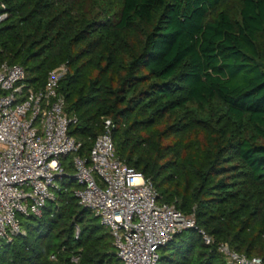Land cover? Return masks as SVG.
<instances>
[{"label":"trees","instance_id":"trees-1","mask_svg":"<svg viewBox=\"0 0 264 264\" xmlns=\"http://www.w3.org/2000/svg\"><path fill=\"white\" fill-rule=\"evenodd\" d=\"M3 6V7H2ZM0 0V63L58 91L81 147L25 235L0 239V264H122L99 219L74 195L73 158L113 123L116 158L150 180L159 202L194 215L158 264H227V243L264 264V0ZM76 227L79 236L75 238ZM54 259H51V257Z\"/></svg>","mask_w":264,"mask_h":264},{"label":"built area","instance_id":"built-area-1","mask_svg":"<svg viewBox=\"0 0 264 264\" xmlns=\"http://www.w3.org/2000/svg\"><path fill=\"white\" fill-rule=\"evenodd\" d=\"M6 18L0 14V24ZM66 73V65L50 71L44 86L33 90L23 83L22 66L0 63V239L25 235L19 217L41 216L46 203L55 199L58 180L68 177L61 158L81 147L68 133L77 117L66 113L58 91ZM112 130V121L103 119V132L89 156L73 158L71 177L78 185L74 195L79 204L106 227L121 263L158 264V250L189 229L212 245L194 215L160 203L152 182L116 158ZM217 251L227 264H263L261 258L247 257L227 243L218 244ZM71 263L78 264L79 256Z\"/></svg>","mask_w":264,"mask_h":264},{"label":"rangeland","instance_id":"rangeland-1","mask_svg":"<svg viewBox=\"0 0 264 264\" xmlns=\"http://www.w3.org/2000/svg\"><path fill=\"white\" fill-rule=\"evenodd\" d=\"M93 2V6L97 7V11H102L104 6V0H91Z\"/></svg>","mask_w":264,"mask_h":264}]
</instances>
